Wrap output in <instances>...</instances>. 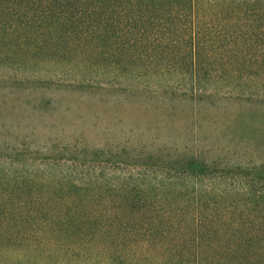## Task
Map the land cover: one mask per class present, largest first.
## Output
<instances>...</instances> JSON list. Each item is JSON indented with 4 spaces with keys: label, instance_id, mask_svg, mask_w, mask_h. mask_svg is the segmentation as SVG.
<instances>
[{
    "label": "rangeland",
    "instance_id": "obj_1",
    "mask_svg": "<svg viewBox=\"0 0 264 264\" xmlns=\"http://www.w3.org/2000/svg\"><path fill=\"white\" fill-rule=\"evenodd\" d=\"M94 47L44 24L0 27V189L10 191L13 178L20 177V185L13 188L16 195L26 192L28 200L36 202L32 209L48 210L63 205L64 197L55 193H77L71 185L58 186L60 178L83 176L86 181L102 176L105 184H116L132 168L147 175L176 174L189 165L200 170L195 157L203 164L204 187L215 168L230 172V187L242 177L252 191L264 192V66L260 77L248 63L235 64L244 75L233 93L224 90L193 100L165 93L169 85L160 86L139 67L133 70L139 63L125 64L117 55ZM231 67L226 65L227 72ZM95 184L92 192H108ZM225 185L218 182L216 187ZM42 198L44 203H38ZM92 201L77 203V208L91 210ZM101 201L95 202L111 206ZM157 201H147L148 209L157 213L161 204ZM250 202L264 214V199ZM142 216L153 218L148 211ZM246 222L241 224L244 229L251 226ZM146 223L138 222V231L145 232ZM37 231L28 226L32 238L25 231L19 236L13 231V244L0 249V264H28L15 252L23 251L22 243L39 240ZM159 233L157 228L153 243ZM180 233L189 243L183 244L185 250L177 247L172 256L158 254L154 246L142 249L136 240L135 257L125 252L111 258L86 247L77 236L85 251H75L73 259L78 264H264V233L246 237L241 250L233 238L215 236L212 242L221 248L218 255L206 250L208 239L202 238L203 261L195 255L196 243L188 229ZM58 259L52 258L54 264H66Z\"/></svg>",
    "mask_w": 264,
    "mask_h": 264
},
{
    "label": "trees",
    "instance_id": "obj_2",
    "mask_svg": "<svg viewBox=\"0 0 264 264\" xmlns=\"http://www.w3.org/2000/svg\"><path fill=\"white\" fill-rule=\"evenodd\" d=\"M30 24L74 34L95 49L117 55L125 64L139 63L133 70L139 67L160 86L169 85L165 93L193 100L224 90L233 93L244 75L235 64L248 63L258 72L264 66V0H0V27ZM226 65L232 66L228 72ZM203 72L210 78H202ZM193 159L200 170L189 165L190 172L147 175L132 168L116 184H105L102 176L86 181L83 176L60 178L58 186L71 185L77 193H55L64 197L60 199L63 205L48 210L41 206L39 211L32 209L36 202L29 201L26 192L16 195L13 188L21 178L14 177L10 191L0 189V249L13 244V231L17 236L25 231L32 238L28 226L38 230L39 240L22 243L23 251L15 252L28 264H54L56 256L59 263L78 264L73 258L75 251H85L81 242L105 251L109 258L125 252L135 257L136 240L141 241L142 249L154 246L158 254L172 256L177 247L185 250L183 244L189 243L181 236L182 228L188 229L201 261L206 257L200 245L205 238L206 250L216 251L211 255H218L221 249L212 242L215 236L227 235L243 249L246 237L264 233L262 210L249 206L250 200L264 199L263 190L252 191L242 177L230 187V172L215 168L209 171L210 183L204 187L203 164ZM96 182L108 192H92ZM218 182L226 185L217 188ZM91 198V210L77 208V203L85 204ZM154 198L161 203L157 213L148 209L147 201ZM101 200L111 206L100 205ZM38 203H44V198ZM147 211L153 218L142 216ZM246 220L251 226L244 229L241 224ZM138 222H147L145 232L138 231ZM156 227L160 233L153 243ZM77 236L81 242L76 241Z\"/></svg>",
    "mask_w": 264,
    "mask_h": 264
}]
</instances>
